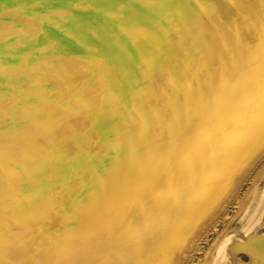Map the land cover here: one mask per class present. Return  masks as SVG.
<instances>
[{"label": "bare ground", "instance_id": "6f19581e", "mask_svg": "<svg viewBox=\"0 0 264 264\" xmlns=\"http://www.w3.org/2000/svg\"><path fill=\"white\" fill-rule=\"evenodd\" d=\"M263 160L264 0H0V264H189Z\"/></svg>", "mask_w": 264, "mask_h": 264}, {"label": "rangeland", "instance_id": "374dc122", "mask_svg": "<svg viewBox=\"0 0 264 264\" xmlns=\"http://www.w3.org/2000/svg\"><path fill=\"white\" fill-rule=\"evenodd\" d=\"M260 167L261 175L255 178L257 173H253L250 176L240 192L239 199L227 207L222 217L215 224L214 229L208 232L199 242L198 249L193 252L189 264H220L224 258V255L223 258L217 256L220 245L229 237H242L245 231L243 226L246 223L244 220L248 217V214H251L247 206H243L242 203L247 204L248 199L256 191L263 192L264 197V160ZM260 223L262 224V221Z\"/></svg>", "mask_w": 264, "mask_h": 264}]
</instances>
